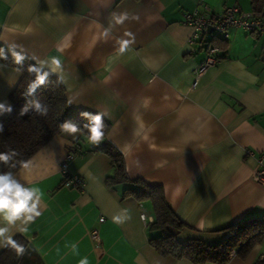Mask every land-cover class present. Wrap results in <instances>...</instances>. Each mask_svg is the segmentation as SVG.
<instances>
[{
    "label": "crops",
    "instance_id": "obj_1",
    "mask_svg": "<svg viewBox=\"0 0 264 264\" xmlns=\"http://www.w3.org/2000/svg\"><path fill=\"white\" fill-rule=\"evenodd\" d=\"M231 5L251 12L250 0H0V45L35 64L60 57L68 106L107 112L106 138L121 153L128 180L162 189L185 224L180 241L215 244L231 224L264 217V184L252 178L260 157L264 164V33L230 29L216 62L197 76L210 36L189 44L192 27L183 22L194 10L216 19ZM125 11L139 22L97 39L112 13ZM126 31L136 43L120 55L115 38ZM19 78L0 61V101L11 104ZM76 144L55 135L28 160L27 173H15L41 188L46 205L27 234L13 230L27 241L18 264H78L84 256L90 264H216L159 254L149 242L150 199L125 193L128 180L108 185L109 156L82 137ZM73 147L66 170L82 178L79 188L61 184L60 163ZM125 209L131 219L113 223ZM262 254L264 241L225 264H253Z\"/></svg>",
    "mask_w": 264,
    "mask_h": 264
},
{
    "label": "trees",
    "instance_id": "obj_2",
    "mask_svg": "<svg viewBox=\"0 0 264 264\" xmlns=\"http://www.w3.org/2000/svg\"><path fill=\"white\" fill-rule=\"evenodd\" d=\"M250 7L254 16L264 18V0H250ZM209 34L210 38L205 42L219 41V44H216L218 50L227 40H219L212 33ZM200 40L204 41L203 37ZM0 61L20 72L17 84L8 95L14 110L11 115L0 116V122L4 124V131L0 133V152L15 149L19 153L17 161H28L51 137L62 134L59 125L64 120L72 119L80 124L85 122L79 115L81 110L71 109L68 106L64 87L62 84H57L55 75H50L48 82L39 87L35 94L48 105L47 116H38L31 111L20 116V110L26 101L24 92L29 83L35 79V75L28 69L35 63L2 45H0ZM105 122L107 135L109 122L106 119ZM106 135L105 140L98 147L109 156L113 167V174L106 178V183L111 185L115 182L127 181L121 153L107 140ZM76 142L74 141L75 144ZM76 147H78L77 144ZM76 147L70 148V150L75 151ZM19 168L18 163L17 167L11 171L16 173ZM7 170L9 169L5 165L0 164V171ZM130 183L131 186L126 188L125 193H132L139 200L148 198L151 201L154 218L149 224V242L161 255L186 258L193 263L225 264L233 250H236L235 254L245 256L253 244L264 241V217H247L231 224L227 227L229 231L227 238L215 244L199 239L180 241L177 236L185 224L166 201L162 189L141 179L132 180ZM14 239L25 246L27 244L26 239L21 235L15 236ZM20 258L21 256L17 257L11 249L3 248L0 251V264H18ZM253 264H264V254Z\"/></svg>",
    "mask_w": 264,
    "mask_h": 264
},
{
    "label": "clouds",
    "instance_id": "obj_3",
    "mask_svg": "<svg viewBox=\"0 0 264 264\" xmlns=\"http://www.w3.org/2000/svg\"><path fill=\"white\" fill-rule=\"evenodd\" d=\"M140 17L127 11L112 13L109 26L103 28L97 39L107 41L112 37L113 29L122 26L126 22H139ZM136 43L135 34L126 31L123 36L115 38L117 52L120 55L129 52ZM63 51V48L58 49ZM19 62V58H18ZM29 72L35 75V79L29 83L24 96L26 98L24 106L20 110V116L28 114L30 111L38 116H47L48 105L35 96L36 90L48 82L52 74H57V84L66 83L64 78L63 63L58 56H53L47 60H39L36 64L29 66ZM30 98V99H29ZM71 104V101H69ZM13 106L9 102L0 101V116L11 115ZM80 117L85 121L83 124L72 119H66L59 125L62 133L70 136L72 140L78 141L81 137L87 144L99 147L105 140L107 112L81 111ZM4 131V124L0 122V133ZM19 153L15 149H8L0 152V164L5 165L9 170L0 171V248H8L15 252L17 257L26 252L25 245L14 239V229L22 234H27L32 224L36 222L46 209L43 203L44 192L38 186H29L21 177L17 176L11 169H15L19 163L20 167L27 173L30 169V161H17ZM112 222L121 225L131 219L127 210L111 217ZM141 219H144L142 216ZM74 255H79L78 244L70 245ZM78 264H90L87 256L78 260Z\"/></svg>",
    "mask_w": 264,
    "mask_h": 264
},
{
    "label": "built area",
    "instance_id": "obj_4",
    "mask_svg": "<svg viewBox=\"0 0 264 264\" xmlns=\"http://www.w3.org/2000/svg\"><path fill=\"white\" fill-rule=\"evenodd\" d=\"M183 22L191 25L192 31L187 39L189 44H194L206 32L207 27H212V34L216 39L224 40L227 39L229 30L232 28H242L244 30L264 33V18L256 17L252 12H244L237 5L227 6L223 9L221 14L216 18H208L200 14L197 10L188 12L184 15ZM205 57L200 64L196 75H200L208 66L213 65L217 57L218 48L216 44L208 43L205 48ZM77 153L75 151H69L60 163V170L63 175L62 184L66 187H81L83 185V180L79 175L69 174L66 170L67 161L72 159ZM247 154H251V151L247 150ZM260 167L254 171L252 178L254 181L264 184V164L261 162V157L258 160ZM145 214L141 213V217ZM100 222L104 220V217H99ZM94 238L97 237V230H92ZM236 250L230 253V256L235 255Z\"/></svg>",
    "mask_w": 264,
    "mask_h": 264
},
{
    "label": "water",
    "instance_id": "obj_5",
    "mask_svg": "<svg viewBox=\"0 0 264 264\" xmlns=\"http://www.w3.org/2000/svg\"><path fill=\"white\" fill-rule=\"evenodd\" d=\"M212 30H213V29H212V27H207V30H206V32H207V33H211V32H212Z\"/></svg>",
    "mask_w": 264,
    "mask_h": 264
},
{
    "label": "rangeland",
    "instance_id": "obj_6",
    "mask_svg": "<svg viewBox=\"0 0 264 264\" xmlns=\"http://www.w3.org/2000/svg\"><path fill=\"white\" fill-rule=\"evenodd\" d=\"M207 36H210V34H207Z\"/></svg>",
    "mask_w": 264,
    "mask_h": 264
},
{
    "label": "bare ground",
    "instance_id": "obj_7",
    "mask_svg": "<svg viewBox=\"0 0 264 264\" xmlns=\"http://www.w3.org/2000/svg\"><path fill=\"white\" fill-rule=\"evenodd\" d=\"M62 184V183H61ZM63 185V184H62ZM64 186V185H63ZM66 187V186H65Z\"/></svg>",
    "mask_w": 264,
    "mask_h": 264
}]
</instances>
